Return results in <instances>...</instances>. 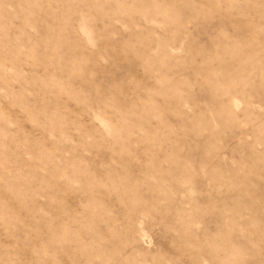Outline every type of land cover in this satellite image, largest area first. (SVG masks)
Masks as SVG:
<instances>
[{
    "label": "rangeland",
    "instance_id": "rangeland-1",
    "mask_svg": "<svg viewBox=\"0 0 264 264\" xmlns=\"http://www.w3.org/2000/svg\"><path fill=\"white\" fill-rule=\"evenodd\" d=\"M0 264H264V0H0Z\"/></svg>",
    "mask_w": 264,
    "mask_h": 264
}]
</instances>
